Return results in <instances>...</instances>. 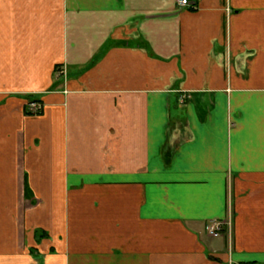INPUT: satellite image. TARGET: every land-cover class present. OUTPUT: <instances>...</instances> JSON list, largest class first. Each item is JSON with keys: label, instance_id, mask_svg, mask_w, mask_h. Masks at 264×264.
Here are the masks:
<instances>
[{"label": "crops", "instance_id": "crops-1", "mask_svg": "<svg viewBox=\"0 0 264 264\" xmlns=\"http://www.w3.org/2000/svg\"><path fill=\"white\" fill-rule=\"evenodd\" d=\"M187 1L0 0L1 264H264V0Z\"/></svg>", "mask_w": 264, "mask_h": 264}, {"label": "built area", "instance_id": "built-area-1", "mask_svg": "<svg viewBox=\"0 0 264 264\" xmlns=\"http://www.w3.org/2000/svg\"><path fill=\"white\" fill-rule=\"evenodd\" d=\"M178 4L185 6L188 4L187 0H178ZM61 72V70H60ZM26 108L30 111L31 115H37L41 112L43 105L38 101H28ZM230 225V220H211L204 225L205 232L212 237H218L221 235L222 230Z\"/></svg>", "mask_w": 264, "mask_h": 264}, {"label": "rangeland", "instance_id": "rangeland-1", "mask_svg": "<svg viewBox=\"0 0 264 264\" xmlns=\"http://www.w3.org/2000/svg\"><path fill=\"white\" fill-rule=\"evenodd\" d=\"M232 230H233V225H227L221 232V235L225 236L226 238H232ZM1 264V263H0Z\"/></svg>", "mask_w": 264, "mask_h": 264}, {"label": "trees", "instance_id": "trees-1", "mask_svg": "<svg viewBox=\"0 0 264 264\" xmlns=\"http://www.w3.org/2000/svg\"><path fill=\"white\" fill-rule=\"evenodd\" d=\"M97 56H98V55H97ZM95 59H96V57H95ZM91 63H93V61H91L90 64H91ZM25 110H26L25 113H27V114H31L30 111L27 110V108H26ZM28 189H29V188H28V186H27L26 183H25V195H27V196H28V194H29ZM42 235H43V233H41V234L39 235V237L42 236ZM239 264H257V263H255V262H245V263H244V262H243V263H239Z\"/></svg>", "mask_w": 264, "mask_h": 264}]
</instances>
